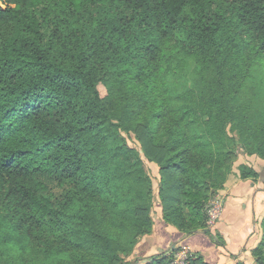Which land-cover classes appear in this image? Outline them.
Segmentation results:
<instances>
[{
	"label": "trees",
	"instance_id": "obj_1",
	"mask_svg": "<svg viewBox=\"0 0 264 264\" xmlns=\"http://www.w3.org/2000/svg\"><path fill=\"white\" fill-rule=\"evenodd\" d=\"M238 151L264 160V0H0V264H128L148 164L164 219L205 231Z\"/></svg>",
	"mask_w": 264,
	"mask_h": 264
},
{
	"label": "crops",
	"instance_id": "obj_2",
	"mask_svg": "<svg viewBox=\"0 0 264 264\" xmlns=\"http://www.w3.org/2000/svg\"><path fill=\"white\" fill-rule=\"evenodd\" d=\"M259 167L263 173L256 170L258 180H236L221 190L222 215L205 231L182 232L160 212L152 233L139 242L128 264H149L156 257L178 252L183 245L190 247L195 259L208 258L213 264L243 263L239 261L257 247L263 235L264 164Z\"/></svg>",
	"mask_w": 264,
	"mask_h": 264
},
{
	"label": "rangeland",
	"instance_id": "obj_3",
	"mask_svg": "<svg viewBox=\"0 0 264 264\" xmlns=\"http://www.w3.org/2000/svg\"><path fill=\"white\" fill-rule=\"evenodd\" d=\"M99 89H100V92H101V95L102 96L106 94V90L104 89L103 86H99ZM130 145H132L134 147H138L139 144L133 138V139L130 140ZM238 154L239 155L237 157V160L234 163L233 173L231 174V176H229L226 185L231 184L232 182H235L236 180H240V177H239V175H240L239 166L241 164L249 165V166L255 168V171L258 170L261 173H263L262 172L263 170L260 169L259 164L262 165V164H264V162L258 156H249V155L243 153L242 151H238ZM148 167H149L150 172H151V175L153 176V179H154V189H155V194H156V200H155V206H154L155 214L154 215L156 216L160 212L163 215V207H161L162 206L161 205L162 202H161V199L158 197L159 178H160L159 173H158V168L156 167L155 164H148ZM256 180H258V178H256ZM226 185H225V188H226ZM221 192L222 191H220L215 197H213L211 199L210 203H209V206L213 202L216 203V206L218 207V210H217L218 213H220V211H221V203H222V198L220 197ZM213 215H215V212L214 211H211V216H213ZM213 225H214V221L211 222V226H213ZM207 226H209V223H207ZM183 247H186V246L183 245L182 248ZM187 248H189L190 255H192V251H191L190 247H187ZM178 252L176 251L174 253L173 252L172 253H168V254H166V258H169L170 259V257H173V261H176V255L178 254ZM133 253L127 258L128 260L130 258H132L131 256L133 255ZM197 257H199V256H197ZM204 262L205 263L207 262V263L213 264L212 262H210L208 260V258H206V260L204 259ZM239 262H243L244 264H255V261H254L252 255H251V251L245 257L243 256L242 260L239 261ZM232 264H236V262H234ZM238 264H241V263H238Z\"/></svg>",
	"mask_w": 264,
	"mask_h": 264
},
{
	"label": "built area",
	"instance_id": "obj_4",
	"mask_svg": "<svg viewBox=\"0 0 264 264\" xmlns=\"http://www.w3.org/2000/svg\"><path fill=\"white\" fill-rule=\"evenodd\" d=\"M217 210H218V207L216 206V203L215 202L211 203L209 208H208V218H209L208 223H209V226H211V222L212 221H214V224H215L220 219V217L222 215V211H223V203H221V211H220V213H218ZM211 211H214L215 215L211 216ZM180 250H179L178 254L176 255L175 264H188L190 258L192 257V255H190L189 248H187V246H186V247H183Z\"/></svg>",
	"mask_w": 264,
	"mask_h": 264
}]
</instances>
